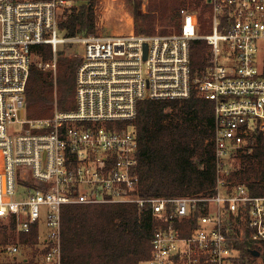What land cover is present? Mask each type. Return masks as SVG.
Returning a JSON list of instances; mask_svg holds the SVG:
<instances>
[{"label":"built area","instance_id":"obj_1","mask_svg":"<svg viewBox=\"0 0 264 264\" xmlns=\"http://www.w3.org/2000/svg\"><path fill=\"white\" fill-rule=\"evenodd\" d=\"M94 1L0 0V264H63L62 207L102 203L151 214V253L139 264H264V195L233 177L264 131V0H202L165 34L65 36L66 12ZM196 40L208 49L194 72ZM67 43L81 46L75 108L28 117L32 64L56 71ZM41 44L52 60L39 58ZM194 90L213 102L216 185L143 196L139 103ZM34 229L36 240L24 239Z\"/></svg>","mask_w":264,"mask_h":264},{"label":"trees","instance_id":"obj_2","mask_svg":"<svg viewBox=\"0 0 264 264\" xmlns=\"http://www.w3.org/2000/svg\"><path fill=\"white\" fill-rule=\"evenodd\" d=\"M95 0L66 12L60 23L65 36L169 33L178 27L181 9L202 0ZM207 45L192 44V66L203 68ZM39 58L50 61V44L37 46ZM79 56L57 59L56 71L32 64L26 88L30 118L50 117L55 108L76 106ZM138 135L139 192L150 196L208 193L216 185L213 102L194 90L183 100L140 101L134 120ZM250 153L241 154L233 173L254 195H264V131L251 139ZM155 229L152 216L132 203L68 204L62 207L63 264H139L149 258ZM33 241L37 231L23 236ZM264 261V245L260 248ZM243 254L252 256L243 250ZM16 264V263H6Z\"/></svg>","mask_w":264,"mask_h":264},{"label":"rangeland","instance_id":"obj_3","mask_svg":"<svg viewBox=\"0 0 264 264\" xmlns=\"http://www.w3.org/2000/svg\"><path fill=\"white\" fill-rule=\"evenodd\" d=\"M146 8H147V1L145 0L143 3V10L146 11ZM159 28L160 27H157V33L159 32ZM170 28H171V30H170V32H171L176 27L171 26ZM80 52H81V46L79 44L67 43L65 45L64 44L60 45L58 57H62V56H68V57L79 56L80 57ZM58 57H57V59H58ZM35 59L39 60L37 57Z\"/></svg>","mask_w":264,"mask_h":264},{"label":"water","instance_id":"obj_4","mask_svg":"<svg viewBox=\"0 0 264 264\" xmlns=\"http://www.w3.org/2000/svg\"><path fill=\"white\" fill-rule=\"evenodd\" d=\"M252 254L255 255V256H259L260 255V252L258 250H255V251H252Z\"/></svg>","mask_w":264,"mask_h":264}]
</instances>
